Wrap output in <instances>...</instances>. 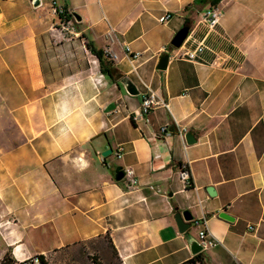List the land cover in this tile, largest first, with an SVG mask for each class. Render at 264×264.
<instances>
[{
  "label": "crops",
  "instance_id": "0c3cea01",
  "mask_svg": "<svg viewBox=\"0 0 264 264\" xmlns=\"http://www.w3.org/2000/svg\"><path fill=\"white\" fill-rule=\"evenodd\" d=\"M195 1L0 0V212L13 255L51 262L104 239L117 264H183L195 256L186 235L196 239L205 221L218 245L200 264H264V0ZM54 6L82 17L75 35L60 29ZM212 7L223 16L209 32L202 18ZM89 42L117 56L104 60L111 76ZM199 42V62L177 57ZM117 76L168 107L136 120L141 92L129 95ZM118 167L135 171L137 189L114 180ZM185 211L193 220L183 234L175 216Z\"/></svg>",
  "mask_w": 264,
  "mask_h": 264
},
{
  "label": "built area",
  "instance_id": "2783aa9c",
  "mask_svg": "<svg viewBox=\"0 0 264 264\" xmlns=\"http://www.w3.org/2000/svg\"><path fill=\"white\" fill-rule=\"evenodd\" d=\"M54 13L59 17V27L60 29L67 34H74L75 35V20L74 19H66V14L64 8L54 6ZM223 16V12L218 7H212L210 8L203 16L202 23L205 25V27L208 29L209 32L214 31L215 28L219 25L220 20ZM171 19V16L165 15L160 18V23H166ZM186 43L183 44V47ZM206 50V45L203 42H199L195 47H188L185 48L182 53H179L177 57L179 59H184L188 61H194L199 62L202 58V55L204 54ZM124 52L128 58H131L132 60H135L139 57V53H133L131 52L129 46H126L124 49ZM105 54L112 58L116 59L117 56L115 54H110L108 51H105ZM158 107H168V104L160 98L157 94L152 92L150 89H148L147 93H144L143 95V101L141 105V110L136 113L135 119H145L150 112H152L155 108ZM187 133V129H183L179 131L180 136L182 139H185V134ZM161 135H167L169 134L168 126H164L160 129ZM122 148L119 147L117 151L115 152V157L120 159L122 157ZM124 170V179L122 180L126 187L129 190L137 189L139 186L138 178L135 174V171L132 168H123ZM179 175L182 180V182L188 187L191 185L190 180V172L186 165H180L179 167ZM150 190L156 191L155 188L149 187ZM196 226H202L198 232L196 240L198 243L203 247V251L214 248L218 245L217 240L208 232L206 227L204 226L205 221L203 223L201 221L195 222ZM43 257V258H41ZM46 259L44 256L41 255H34L29 257H18L14 254V262L13 264H45Z\"/></svg>",
  "mask_w": 264,
  "mask_h": 264
},
{
  "label": "water",
  "instance_id": "95a60500",
  "mask_svg": "<svg viewBox=\"0 0 264 264\" xmlns=\"http://www.w3.org/2000/svg\"><path fill=\"white\" fill-rule=\"evenodd\" d=\"M33 5L35 7H38L40 5V0H33ZM72 16H73L75 22L80 23L82 21V17L79 14H77L76 12H73ZM188 35H189V28L188 27H184L181 30H179L176 33V35L173 37V39L171 40V43H170L171 47H173L175 49H180L183 46V44L185 43L186 39L188 38ZM168 62H169V55L166 54L158 60V64L156 66V69L158 71H165L168 67ZM117 80L118 81L120 80L122 82V84L125 86L129 95H131V96H139L140 95V90L138 89L136 84L133 83L129 78H122V76H117ZM185 141L188 145H191V144L196 142L192 133H186L185 134ZM112 153H113L112 149H109L103 153V156L107 157V156L111 155ZM124 176H125V174H124L123 167L116 168V170L114 172V180L116 182H121L124 179ZM207 191H208L210 196L215 195L212 187H208ZM219 217L223 218L225 220H228V221H232V218L224 212L220 213ZM192 220H193V216L189 211H185L182 214H177L175 216V221H176V224L178 226V229L183 234L186 233L191 228ZM186 236H187V240H188L190 249L192 251V254L197 255V254L202 253L203 247L198 243V241L193 236H191L190 234H187Z\"/></svg>",
  "mask_w": 264,
  "mask_h": 264
},
{
  "label": "rangeland",
  "instance_id": "374dc122",
  "mask_svg": "<svg viewBox=\"0 0 264 264\" xmlns=\"http://www.w3.org/2000/svg\"><path fill=\"white\" fill-rule=\"evenodd\" d=\"M177 50V49H175ZM140 89V88H139ZM141 95L139 97H143V91L140 90ZM4 210L1 208L0 212V264L3 260L4 255L7 252L12 253L11 248L8 246V232H9V223L4 215ZM192 234H195V232L192 230ZM13 254V253H12ZM14 256V255H13ZM87 257L95 264H117L114 254H112L107 241L104 239L96 240L91 243H88L86 246L78 248L77 250H74L72 252L68 251V254L65 255L63 258H55L54 260H51L52 264H72V261L76 259L77 261L81 257Z\"/></svg>",
  "mask_w": 264,
  "mask_h": 264
},
{
  "label": "trees",
  "instance_id": "16d2710c",
  "mask_svg": "<svg viewBox=\"0 0 264 264\" xmlns=\"http://www.w3.org/2000/svg\"><path fill=\"white\" fill-rule=\"evenodd\" d=\"M206 0H196L194 2V4H198L201 2H204ZM65 10V9H64ZM65 14H66V19H74L72 14H69L66 10H65ZM89 48L91 49V51L99 58L100 62H101V67H102V72L106 75L111 76L110 72H108V70L104 67V60L108 57L105 54V51H101V50H95L92 47L91 42H89L88 44ZM115 255V254H114ZM43 258V257H41ZM46 259L45 264H52V262H50L46 257H44ZM14 262V256L12 253L7 252L4 257L3 260L1 261V264H13ZM202 263V253L195 255L191 260L183 263V264H200Z\"/></svg>",
  "mask_w": 264,
  "mask_h": 264
}]
</instances>
